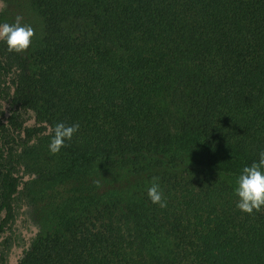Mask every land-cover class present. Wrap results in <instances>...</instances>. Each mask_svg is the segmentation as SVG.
<instances>
[{"label": "trees", "instance_id": "obj_1", "mask_svg": "<svg viewBox=\"0 0 264 264\" xmlns=\"http://www.w3.org/2000/svg\"><path fill=\"white\" fill-rule=\"evenodd\" d=\"M31 2L34 73L0 54V236L24 155L80 128L55 154L65 225L16 264H264V209L240 211L227 181L264 150V0Z\"/></svg>", "mask_w": 264, "mask_h": 264}, {"label": "rangeland", "instance_id": "obj_2", "mask_svg": "<svg viewBox=\"0 0 264 264\" xmlns=\"http://www.w3.org/2000/svg\"><path fill=\"white\" fill-rule=\"evenodd\" d=\"M17 16L23 18V23L31 24L35 28L32 44L25 52L12 53L0 43V54L14 55L15 60L20 58L22 66L23 64L25 66V74L31 76L34 73L33 48L42 35L44 24L31 0H0V22L11 23ZM18 68H13L8 78L9 84L19 73ZM10 108V105L4 104L5 116H9ZM37 122V119L33 118L29 124ZM34 143L35 141H32L30 145ZM21 151L20 149L19 152ZM41 155L30 152L24 155V163L21 165L22 184L16 196L15 216L7 231L0 236V255L2 252L5 253L7 264H16L36 240L63 228L67 218L61 217L65 211L64 206L68 207L69 201L72 203L73 200L70 193L65 190V178L58 176L62 172L60 169L64 168V161L61 157H55V154L43 157ZM48 173L54 175L55 179L49 178ZM179 175L187 178L196 176L181 172ZM125 177L127 172L124 171L119 178L124 180ZM227 181L231 186H235V179Z\"/></svg>", "mask_w": 264, "mask_h": 264}, {"label": "clouds", "instance_id": "obj_3", "mask_svg": "<svg viewBox=\"0 0 264 264\" xmlns=\"http://www.w3.org/2000/svg\"><path fill=\"white\" fill-rule=\"evenodd\" d=\"M17 16L11 23L0 22V43L12 53L27 51L35 36V28L22 22ZM78 123L65 124L57 122L52 130L48 150L52 154L60 152L71 141L73 135L79 131ZM149 199L153 204L166 207L167 201L159 183V177H153L147 189ZM233 194L236 197V207L247 214L264 209V150L258 153V159L245 164L235 177Z\"/></svg>", "mask_w": 264, "mask_h": 264}]
</instances>
